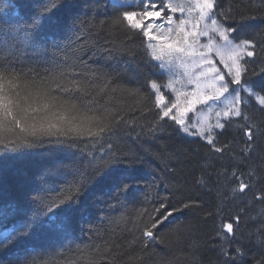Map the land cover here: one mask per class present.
<instances>
[{
  "label": "trees",
  "instance_id": "trees-1",
  "mask_svg": "<svg viewBox=\"0 0 264 264\" xmlns=\"http://www.w3.org/2000/svg\"><path fill=\"white\" fill-rule=\"evenodd\" d=\"M47 2L16 0L19 17L13 16L20 24L13 25L11 35L2 39L23 41L31 35L36 47L14 54L0 51V60L13 59L18 67L34 69L40 76L47 75L46 69L57 71L53 62L67 72L100 69L108 73L113 83L103 93H99L103 80L90 73L83 77L87 88L80 93L82 103L97 107L109 119L122 116L120 131L112 138L114 148L137 158L134 164H121L98 178L72 210L73 252L77 244L108 248L100 264H259L264 260V234L258 232L264 224V199L258 198L264 197V136L258 135L246 154V138L237 131L243 121L233 117L226 123L224 119L226 127L213 133L214 142L217 147L226 143L229 147L216 153L200 136L179 131L172 120H158L159 110L149 93L151 82L163 85L165 76L153 67L155 62L150 61L140 34L113 23L133 8L112 0H57L60 6L49 13L54 23L29 33L32 13ZM216 3L217 19L226 26H250L233 36L255 38L259 43L264 36V0ZM221 11L229 18L219 15ZM256 51L259 55L249 58L244 79L260 84L264 83V51L259 46ZM240 94L247 101L240 105L242 110L253 115L257 124L264 121L256 98ZM153 124L158 127L155 136L148 132ZM79 160L71 152L53 154L46 147L0 149V202L14 200L43 218L49 210L33 202L32 196L55 195L40 189L59 190L73 179L70 174L47 177L48 170L58 162L69 169L78 167ZM120 180H127L131 191L117 197L114 185ZM240 180L251 185L244 193L233 191ZM161 201L178 211L156 230L158 239L148 240L142 235L148 218L137 212L141 208L151 212ZM185 203L190 207L184 208ZM238 215L237 225L234 218ZM227 223L234 224V236L226 233ZM60 243L24 238L0 250V264H18L15 253L30 245L55 249ZM72 254L67 249L62 256L53 253L54 264H65Z\"/></svg>",
  "mask_w": 264,
  "mask_h": 264
},
{
  "label": "snow or ice",
  "instance_id": "snow-or-ice-1",
  "mask_svg": "<svg viewBox=\"0 0 264 264\" xmlns=\"http://www.w3.org/2000/svg\"><path fill=\"white\" fill-rule=\"evenodd\" d=\"M58 6L57 0H48L39 11H34L28 22L29 33L40 32L46 24L52 25L54 22L49 13ZM127 6L133 10L124 11L113 23L140 34L150 61L155 62L153 67L160 70V75L168 77V82L163 85L151 82L149 96H154V106L159 110L158 120H172L179 126V131L190 136L199 135L216 153H222L229 144L217 147L213 129L224 130L226 123H231V118H241L243 122L237 124V131L246 138L247 154L257 136H264V121L257 124L253 115L242 110L240 105L247 101L240 93L255 97L261 105L260 111L264 112V83H249L244 79L249 58L259 55L256 51L258 46L264 51V36L259 43L255 38L233 36V33L245 31L250 26L243 23L238 27L226 26L218 20V13L214 10L216 0H134ZM176 13L181 15L174 19ZM13 14L19 17L16 0H0V51L8 50L14 54L20 49H34L36 42L31 35L25 36L23 41L9 40L6 43L2 39L11 35L13 25L20 24ZM219 15L229 18L222 11ZM201 37L208 38L207 42L201 43ZM217 60L226 72L217 67ZM52 68L57 71L46 69L47 75L40 76L34 69L18 67L13 59L0 60V149L17 151L46 147L53 154L71 152L80 157L79 166L69 169L58 162L48 170L47 177L70 174L73 179L66 181L67 186L59 190L40 189L55 195L41 196L37 193L32 196L33 202L49 210L43 218L38 212H30L14 200L0 202V250L24 238L53 239L61 242L55 249L30 245L18 250L15 253L18 264H54L53 253L62 256L65 249L73 253L65 264H100L107 258L104 253L109 251L108 248L101 250L99 246L77 244L73 252L72 210L98 178L121 164H134L137 158L118 152L112 142L124 118L109 119L97 107L82 103L80 93L87 88L83 79L87 73L104 81L99 86V93L112 85L113 78L100 69L67 72L55 62ZM177 84L186 90L178 89ZM189 85L192 86L190 89ZM162 88L174 94L175 99L165 102ZM112 90L115 91V87ZM197 104L208 105L209 112L212 105H222L215 113L218 118L215 125L208 122L207 115L195 123L186 122L191 120L187 114L193 112ZM221 116L226 123L220 121ZM157 130V124H153L148 132L155 136ZM232 175L236 177L235 170ZM252 175L250 172L249 177ZM250 187L249 183L240 180L238 189L233 191L244 193ZM114 191L117 197L126 196L131 191V185L127 180H120L114 185ZM183 207L188 208L190 204L185 203ZM176 211L178 209H169L164 201L151 212L147 208L139 209L137 215L148 218L143 237L158 239L156 230ZM10 220L13 221L11 226L8 225ZM239 221L238 215L234 222L238 225ZM224 229L226 233L235 235L233 223L225 224ZM258 232L264 234V224ZM236 251L243 254L240 249ZM259 264H264V260Z\"/></svg>",
  "mask_w": 264,
  "mask_h": 264
},
{
  "label": "rangeland",
  "instance_id": "rangeland-1",
  "mask_svg": "<svg viewBox=\"0 0 264 264\" xmlns=\"http://www.w3.org/2000/svg\"><path fill=\"white\" fill-rule=\"evenodd\" d=\"M112 2L116 3V4H119V5H130L132 3H134V0H112ZM173 2H180V0H173ZM133 10V9H132ZM181 14L180 13H176L175 16H174V19H176L177 17H179ZM185 15H187V13H185ZM194 16L196 15V13L193 14ZM201 27H203V24H201ZM207 39L206 37H201L200 40H201V43H206L207 42ZM217 67H219L221 69V71H224L226 72V69L223 68V65L219 64L218 60H217ZM226 79H229L227 76H226ZM168 82V77L165 76V84ZM186 83V81H185ZM176 87L180 90H186L185 88L182 87L181 84H177ZM192 86H188V89H190ZM232 87H238L236 85H232ZM162 91H165V102H168L169 100H172V99H175V95L174 94H170L168 93L166 90H164L163 88L161 89ZM183 99V98H181ZM209 104H212V102H209ZM222 107V105H212V110L211 112L208 111V105H203V104H197L196 107H195V110L193 112H190L188 113V117L191 118L190 121H186V122H191V123H195L197 122L199 119L203 118V116L207 115L208 116V122L212 125H215L216 123V120L218 119L215 115L216 111H219L220 108ZM175 111V110H174ZM220 121L222 122L224 120V117L221 116L219 117ZM215 131H218V129L214 128L213 129V133ZM184 133V132H183ZM212 133V134H213ZM185 134V133H184ZM207 135V134H205ZM193 136H196V135H193ZM199 136V135H197ZM214 137V135H213ZM202 138V137H201ZM204 139V138H203ZM206 142L207 140L204 139Z\"/></svg>",
  "mask_w": 264,
  "mask_h": 264
}]
</instances>
